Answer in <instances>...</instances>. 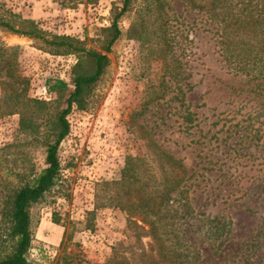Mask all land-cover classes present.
<instances>
[{
	"label": "rangeland",
	"instance_id": "obj_1",
	"mask_svg": "<svg viewBox=\"0 0 264 264\" xmlns=\"http://www.w3.org/2000/svg\"><path fill=\"white\" fill-rule=\"evenodd\" d=\"M122 2L0 0V6L34 20L48 36H72L87 49L104 52L102 29L110 26ZM201 18L186 1L133 0L132 10L119 21L121 36L107 53L104 75L84 109L74 106L67 117L70 131L58 150L59 182L31 209L34 240L28 264H55L63 253L65 234L71 236L67 252L78 254L82 264H105L114 253L133 264L150 260L140 255L152 246L148 227L138 217L133 221L142 228L130 223L129 213L116 206V197L121 198L119 207L137 202L141 184L123 177L129 158L142 159L145 169L160 177L156 147L185 168L183 193L173 197L179 202L185 198L200 219L216 217L226 223L224 235L209 236L214 232L209 223L184 222L185 207L173 202L181 212L176 220L184 235L180 241L200 250L198 264H239L235 261L248 260L245 256V264H264V116L254 103L223 94L220 81L229 77L227 68ZM142 19L152 23L145 31L138 24ZM132 24L144 31L142 40L130 37ZM162 30L167 47L160 41ZM0 43L16 48L17 74L28 81V97L50 101L46 79L70 81L75 56L51 55L40 41L2 29ZM164 46L165 57L160 53ZM18 123L17 115L0 117V175L7 165L14 175L27 176L45 166L47 140L24 143ZM249 123L247 136L239 138L236 130ZM7 145L15 147L3 149ZM21 158L25 167L16 168L12 161L19 159V166ZM9 180L12 187L21 184L14 176ZM1 191L0 187V209ZM228 231L220 251H211L212 242L225 240ZM170 242L174 240L165 244ZM157 254L155 249L152 255Z\"/></svg>",
	"mask_w": 264,
	"mask_h": 264
},
{
	"label": "trees",
	"instance_id": "obj_2",
	"mask_svg": "<svg viewBox=\"0 0 264 264\" xmlns=\"http://www.w3.org/2000/svg\"><path fill=\"white\" fill-rule=\"evenodd\" d=\"M182 1H186L192 10L202 14L204 31L213 41L218 56L227 68L226 74L229 77L225 81H220L223 94L239 102L254 103L258 108L259 116H264V0ZM132 2L133 0H123L121 8L113 12L110 26L102 29L105 39L104 52L87 49L83 41L72 36H48L34 20L23 18L20 14L0 6V29L40 41L44 45V50L51 55H72L76 58L69 82L61 79H46V92L53 96V99L45 101L27 96L28 81L17 74L16 48H8L0 43V76L4 72V79L0 81L2 90L0 117L11 115L19 117L18 132L24 143L26 140H47L44 144L45 166L37 174L27 176L25 172H19L14 175L13 170L7 165V170L0 175L2 190L0 264H28L27 254L34 240L31 209L59 182L61 169L58 150L70 131L67 117L74 106L80 110L84 109L93 88L104 75L109 63L107 53L121 36L119 21L132 10ZM149 22L142 19L138 24L143 30H147L148 25L152 26ZM135 28L136 25L132 24L128 31L130 37L142 40V32L145 30L141 32L136 31ZM165 34L166 31L162 30L164 37L163 40H160L161 38L159 40L167 47L169 45ZM148 41L153 40L148 39ZM166 47L164 46L160 52L164 57L167 54ZM242 124L240 128L243 129L236 130L239 138L247 136L246 132L251 126L250 123L246 126ZM12 147L15 146L7 145L3 149ZM156 149L157 160L160 162V177H154L148 169H145L142 159L129 158L123 177L130 178V184H133V181L141 184L137 190V202L126 208L119 207L121 198L118 195L116 206L129 213L130 223L135 227L142 228L136 220L133 221L136 217L142 225L148 227L147 234L151 238L152 246L148 253L142 252L140 255L141 258L150 257V260L142 264H198L200 250L191 242L187 241L183 245L180 241L181 236L184 235H182L183 231L177 229L176 220L181 212L173 206V202L178 201L173 197V193L175 196L183 193L181 189L186 178L185 168L179 160L158 147ZM8 155L3 156L5 164L10 162ZM134 161L137 162L136 165ZM12 162L16 168L25 167L22 158L19 166L17 164L19 159ZM137 170L142 172L139 176L137 173L134 174ZM12 176L21 182L19 186H10L9 179ZM177 206L185 207L187 213L183 212L184 222L189 224L191 221L207 222L208 229L214 230L209 236L219 238L224 235L226 228L224 221L220 222L216 217L208 220L200 219L192 212L185 198L181 202L178 201ZM54 223L58 224L59 221L54 219ZM228 233L229 231L225 233V240L212 242L211 251L215 253L220 251L228 240ZM70 240L71 236L65 234L61 245L63 253L55 264H82L83 260L79 259L78 254L67 252ZM172 240L174 243L165 244ZM155 249L158 253L156 257L152 255ZM245 257L248 260L240 258L235 262L245 264L249 261V257ZM105 264H133V262L114 253Z\"/></svg>",
	"mask_w": 264,
	"mask_h": 264
}]
</instances>
